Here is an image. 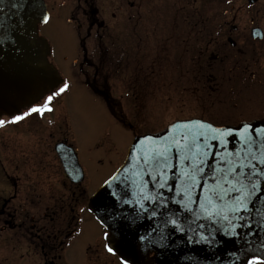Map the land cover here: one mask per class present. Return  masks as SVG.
<instances>
[{"label": "water", "instance_id": "water-1", "mask_svg": "<svg viewBox=\"0 0 264 264\" xmlns=\"http://www.w3.org/2000/svg\"><path fill=\"white\" fill-rule=\"evenodd\" d=\"M45 17L44 0H0V114L19 111L61 82L38 35ZM114 177L90 207L130 263L264 257V119L238 127L173 123L137 137Z\"/></svg>", "mask_w": 264, "mask_h": 264}, {"label": "rangeland", "instance_id": "rangeland-1", "mask_svg": "<svg viewBox=\"0 0 264 264\" xmlns=\"http://www.w3.org/2000/svg\"><path fill=\"white\" fill-rule=\"evenodd\" d=\"M84 1L53 0L51 11L54 15L40 27V34L50 42L51 61L66 78L62 88L67 85L56 100L52 114L56 121L51 126L63 127L72 142L75 140L93 188L111 172L117 161L121 162L137 132L158 131L178 119L199 117L224 124L264 114V88H252L237 99V92L229 88V79L225 80L227 86L223 92L215 91L214 87L198 91V88L192 90L188 86L189 78L184 76L188 84L182 94L174 88L176 79L170 63L174 48H169L170 43L180 35L186 36L182 32L187 33L184 29L189 28V24L197 20L199 23L232 22L235 15L244 16V22L248 14L246 0H235L230 4L227 0H97L95 6L99 12L95 26L89 20L85 21L83 9L88 5H84ZM261 1L264 2L260 0L261 4L254 7V15L259 14L258 7L263 8ZM174 18L180 21L177 25L182 29H170ZM78 23H84L83 28L79 29ZM99 23L103 26L99 27ZM88 29L91 36L86 40ZM216 48L210 45L204 52L208 56ZM82 51L93 63L82 59ZM144 59L146 64L151 63V71L144 67ZM215 60L217 64L212 63L218 65V58ZM229 60L227 58V62ZM94 87L109 91L115 112L103 97L105 94H98ZM43 101L49 102L48 98ZM7 127L0 126L2 159L8 154L6 145L10 140L14 139L18 148H34L35 137L25 138ZM56 132L55 128H50L45 135L50 137ZM50 158L48 156L46 160L51 163L49 171L52 173ZM90 192L87 190L88 194ZM84 225L82 235L73 241L71 260L75 264L118 262L106 255L101 239L103 229L92 219ZM96 243L102 253L97 251Z\"/></svg>", "mask_w": 264, "mask_h": 264}, {"label": "flooded vegetation", "instance_id": "flooded-vegetation-1", "mask_svg": "<svg viewBox=\"0 0 264 264\" xmlns=\"http://www.w3.org/2000/svg\"><path fill=\"white\" fill-rule=\"evenodd\" d=\"M96 1H84V5L88 6L84 7L83 16L85 21L93 23L92 26L97 22L94 16L97 12ZM234 1L228 0V4ZM246 1L248 14L244 22V16L235 15L232 22L206 23L201 24L202 27L196 23L195 39L191 38L194 28L189 24V38L173 42L175 53L172 55L173 60H170L172 68L176 73H185L186 77H191L195 72L196 77L206 78L205 85L197 80L199 90H211L214 87L215 91L223 92L227 86L225 80L229 79V88L237 92L236 98L239 99L242 93L252 88H264V5L263 8L258 7L259 14L254 15V6ZM87 8L90 9L89 13ZM232 9L234 11L235 6ZM83 26L84 23H79L80 29ZM90 36L91 31L88 29L86 40ZM210 45L217 47L211 54L218 58V65L210 62L207 64L209 69H205L202 61H198L195 66L188 61L187 53L191 55L193 47L207 48ZM200 52L206 53L204 49ZM227 58L230 62H227ZM195 59H198V55ZM89 60L85 57V61ZM215 62L217 64V60ZM39 105L36 108L43 111L27 112L28 115L23 117L25 110L20 115L23 118L18 121L15 120L17 116L0 117V120L5 121L4 128H13L15 133L25 138L35 137L32 149L27 146L18 148L13 139L6 145L8 154L2 155L3 159L0 154V264H75L70 256L73 241L82 235V228L85 227H82L83 222L85 224L88 219L96 222L88 213L89 199L95 189L90 176L84 169V180L74 181L80 178L79 173L72 171L69 174L66 171L57 150L59 145L77 148L63 132V127L57 129L51 126L55 121L47 117L48 108ZM50 128L58 132L48 137L45 134ZM48 156L52 158L49 159L52 173L49 171L51 163L46 160ZM87 190L91 191L90 194ZM101 239L106 255L118 261L112 264H123L118 255L108 251V235L104 230ZM96 245L99 246V243ZM97 251L102 253L100 246Z\"/></svg>", "mask_w": 264, "mask_h": 264}, {"label": "snow or ice", "instance_id": "snow-or-ice-1", "mask_svg": "<svg viewBox=\"0 0 264 264\" xmlns=\"http://www.w3.org/2000/svg\"><path fill=\"white\" fill-rule=\"evenodd\" d=\"M45 22H47V18L45 17ZM67 88V85H65L64 88H61L59 92H57L55 95H59L61 92L65 91V89ZM53 99L52 96H49L48 97V101L51 102V100ZM44 108H47V105L44 106ZM44 109H41V108H33L32 111L33 112H38V111H43ZM23 117H20V116H17L15 117V120H20L22 119ZM5 124V121L3 120H0V126H3ZM220 135H228L229 133L227 131H222V130H219L217 129L216 130ZM215 138V137H214ZM113 179H115V177H113ZM114 195V194H113ZM225 219H227V217H225ZM147 237L146 236H140L139 239L141 241L145 240ZM205 239H207V237H205ZM108 251L109 252H113V248L112 247H109L108 248ZM124 264H128V261L125 260L124 261ZM248 264H264V257H261V256H254L252 259H250L248 261Z\"/></svg>", "mask_w": 264, "mask_h": 264}]
</instances>
